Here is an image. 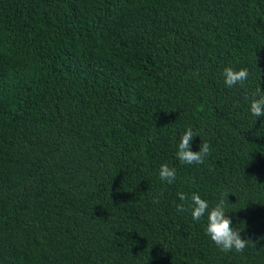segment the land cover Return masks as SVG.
<instances>
[{"label":"trees","instance_id":"16d2710c","mask_svg":"<svg viewBox=\"0 0 264 264\" xmlns=\"http://www.w3.org/2000/svg\"><path fill=\"white\" fill-rule=\"evenodd\" d=\"M257 88L264 0H0V264H264ZM189 127L203 164L176 158ZM193 193L224 199L243 252Z\"/></svg>","mask_w":264,"mask_h":264},{"label":"clouds","instance_id":"9594fccd","mask_svg":"<svg viewBox=\"0 0 264 264\" xmlns=\"http://www.w3.org/2000/svg\"><path fill=\"white\" fill-rule=\"evenodd\" d=\"M224 84L232 88L236 85L243 87L248 80L249 71L246 68L235 70L232 67H225L222 73ZM247 98V97H246ZM250 112L254 117H264V90L257 88L252 93L250 102ZM196 137L192 128L184 131L177 146L176 158L182 164H203L205 159L210 155V145L208 142H202L199 150H192L193 138ZM159 178L171 184L175 181L176 170L170 168L167 164H163L159 170ZM181 201H186L188 197L184 193H179ZM158 202V201H157ZM184 204L177 206L178 212L185 211ZM192 219L199 222L206 216L207 226L206 234L214 242V244L224 252H243L248 245V239L241 237L242 228H234L232 219L225 212V201L223 198L211 209L209 203L197 193L191 195V204L189 205Z\"/></svg>","mask_w":264,"mask_h":264}]
</instances>
